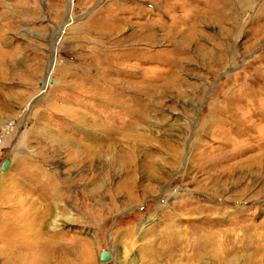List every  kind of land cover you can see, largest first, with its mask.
Segmentation results:
<instances>
[{
	"label": "rangeland",
	"instance_id": "374dc122",
	"mask_svg": "<svg viewBox=\"0 0 264 264\" xmlns=\"http://www.w3.org/2000/svg\"><path fill=\"white\" fill-rule=\"evenodd\" d=\"M22 207L51 264H264V0H0V228Z\"/></svg>",
	"mask_w": 264,
	"mask_h": 264
},
{
	"label": "bare ground",
	"instance_id": "6f19581e",
	"mask_svg": "<svg viewBox=\"0 0 264 264\" xmlns=\"http://www.w3.org/2000/svg\"><path fill=\"white\" fill-rule=\"evenodd\" d=\"M240 1H243V0H240ZM215 3L219 5L218 2H215ZM169 6H172V5H169ZM214 8H215V11H218V12H220L221 10L220 5ZM149 25H152V24L149 23ZM174 30L178 31L177 29H174ZM152 34H150L148 39H146L147 36H144L143 39L148 40V41L156 40L155 37L151 36ZM49 79H50L49 76H47V79H45L47 81H45L44 84L41 85V88H45L46 84L50 83ZM43 212H41L39 209H35L34 211L31 212L30 209L29 210L23 209L22 207L21 210L17 212V214L15 215V217L12 219L10 223H7L0 228V238L4 240L5 245L7 247L15 248L20 251H24L27 253V255L29 254V256H27L26 258H23L18 255L17 257L14 258L12 262L15 261L17 264H22V263L23 264H37V263L51 264L52 263L55 241L53 242V240H50L46 238L45 236H43L47 234L39 233L41 225L38 226V224H41L42 222L40 221L39 223V218ZM72 218L73 217H66V221H69ZM59 225L61 224L58 223L56 214H54L52 218H50V221L48 222L47 227L49 230H54ZM118 263L121 264V260L118 259Z\"/></svg>",
	"mask_w": 264,
	"mask_h": 264
},
{
	"label": "water",
	"instance_id": "95a60500",
	"mask_svg": "<svg viewBox=\"0 0 264 264\" xmlns=\"http://www.w3.org/2000/svg\"><path fill=\"white\" fill-rule=\"evenodd\" d=\"M111 259V253L109 250H102L99 255V260L101 262H107Z\"/></svg>",
	"mask_w": 264,
	"mask_h": 264
}]
</instances>
